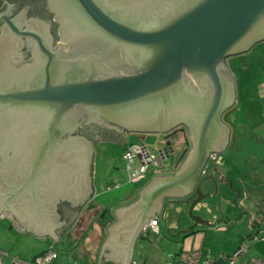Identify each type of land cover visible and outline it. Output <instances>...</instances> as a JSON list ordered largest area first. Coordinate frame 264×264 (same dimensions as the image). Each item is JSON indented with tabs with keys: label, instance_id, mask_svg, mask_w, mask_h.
Instances as JSON below:
<instances>
[{
	"label": "water",
	"instance_id": "obj_1",
	"mask_svg": "<svg viewBox=\"0 0 264 264\" xmlns=\"http://www.w3.org/2000/svg\"><path fill=\"white\" fill-rule=\"evenodd\" d=\"M68 1L78 16L70 24L56 6L64 41L85 38L84 46L73 50L53 49L38 33L8 22L16 35L36 40L42 58L0 65L5 73L0 75V110L34 111L25 114L26 127L18 134L0 136V211L11 210L23 231L48 234L53 241L54 229L60 227V233L70 224L57 210L60 200L82 207L94 188L79 177L70 186L65 175L34 182L45 158H66L50 151L60 143L65 147L62 135L85 116L104 117L138 133L184 126L189 148L176 171L153 175L138 198L113 209L116 221L106 227L96 264H130L149 215L163 213L170 220L187 213L194 224L205 222L192 214L205 196L199 178L209 156L232 142L227 121L235 86L226 60L264 40V0ZM9 115L3 121L13 129L19 116ZM85 144L81 140L74 147L80 164L89 159ZM28 147L35 152H23ZM27 155L34 161L27 180L8 183L12 171H24Z\"/></svg>",
	"mask_w": 264,
	"mask_h": 264
},
{
	"label": "rangeland",
	"instance_id": "obj_2",
	"mask_svg": "<svg viewBox=\"0 0 264 264\" xmlns=\"http://www.w3.org/2000/svg\"><path fill=\"white\" fill-rule=\"evenodd\" d=\"M226 62L228 63L230 71L233 73L236 101L229 114V120L232 126V142L220 155L223 156L225 166L228 165L233 167V171L236 173L243 168L244 170H250V168L258 166L257 161L260 157L258 156V152L264 148L262 142H256L255 136L253 135L255 134L254 130L251 128L253 122H255V124L263 123V112L261 113L263 101L260 99V92L258 91L264 84V40L256 43L243 54L227 58ZM127 143H143L147 145L149 149H157L162 147L165 141L161 135L155 133H132L123 144L112 142L98 145L93 163L94 186L97 191L95 201H99L106 205L108 210L104 214V209L97 206L95 202L94 205L96 208L94 206L92 207L91 204L86 205L78 217L79 222L76 221L77 224L75 223L72 228L74 237H78L82 229L89 226L90 222H93L94 217V224L97 226L103 219L107 217L110 218L109 208L112 207L115 201H121L123 198L127 199L129 194L135 191L138 184L124 181L125 163L122 159V153ZM188 148L189 144L187 143L186 145V143H184L183 136L177 134L172 140L173 151L168 155V158L163 161V166L174 160L175 156L177 158L182 157ZM184 149L186 150L182 151ZM149 178L150 175L139 184L145 183ZM201 179L199 180L200 183L203 181V179ZM113 180H120V186L104 190V187ZM216 199L217 197L214 195L213 188L211 197H203L192 210V214L199 216L202 220L212 221L211 225L204 226V228L206 227L204 246L209 250L208 252L211 258L216 257L222 251L232 254L235 248L238 247L235 246L238 235L236 229L239 223L229 216L226 218L222 214ZM92 211L93 213L91 216ZM175 219V225L171 226L167 225V219L164 216H159V226L162 234L158 237L163 235L162 238L169 239L168 242H165L166 239L164 240V238L160 240L159 238H154L149 232L147 233L148 237L152 240L155 239V243L164 245L163 248H165V246L178 247L179 243L174 239L180 236L179 240H181V235L187 230L185 226L187 223H193V221L187 213H183L175 217ZM88 232V237L85 239L84 243L76 248L75 254L82 253L85 248H96L98 243L96 232L98 231L95 232V230L89 229ZM0 238L1 247L10 249L9 255L12 257L15 256V254L20 255L18 258L24 262L29 261L28 259L30 256L45 245V242L35 237L21 236V239L17 240L15 233L7 227H0ZM243 243L249 248L246 255H252L253 250L250 249L249 243L245 241ZM244 259L243 256H238L237 264H244ZM59 264L80 263L78 260L73 261L71 257H68Z\"/></svg>",
	"mask_w": 264,
	"mask_h": 264
},
{
	"label": "crops",
	"instance_id": "obj_3",
	"mask_svg": "<svg viewBox=\"0 0 264 264\" xmlns=\"http://www.w3.org/2000/svg\"><path fill=\"white\" fill-rule=\"evenodd\" d=\"M258 92H260V99L263 101L262 110H261V113L263 112L262 113L263 116L261 115L263 123L255 124V122H253L251 124L252 126L251 128H253L254 130L255 134L253 135L255 136L256 142H262L264 147V84L259 88ZM235 101H236V90H235ZM235 101L231 106V108H233V106L235 105ZM230 110H229V114H230ZM227 122L228 125L231 127V132H232V126L230 120H228ZM231 137L232 134L230 135V138ZM230 144L231 142L229 140L223 152L230 146ZM221 153L217 154L215 159L207 161L203 169V173H202L203 176H200L199 178V180L201 178L203 179L202 183L199 182L200 190L202 191L203 194H205L204 197H211L214 188V195H216L217 197L216 200L218 202V206L222 214L226 218L229 216L239 223L236 229L238 235H237V243L235 247H237L240 244V239H242V241L249 243L250 249L253 250L252 255H264V235H263L264 234V148L258 152L259 154L258 156H260L257 161L258 166L252 167L250 168V170H244L243 168L242 170H239L236 173L233 171V167L228 165L225 166L223 156L220 155ZM177 160L178 158L174 157V160H172L170 163H166L167 165H164L162 168L158 170L160 172L158 171L157 173L154 172L155 174L153 172L150 173L149 174L150 178L153 175L173 174L178 167ZM164 167L165 170L163 169ZM145 183L138 184L139 186L138 185L136 186L135 191L133 193L131 192L127 199L123 198V200L121 201L118 200L115 201L112 207L109 208L110 218L107 217L103 219L102 221L99 222L100 224L98 226L94 224L95 220L93 221L92 227L90 229L95 230V232L98 231L96 232V236L98 237V243L96 245V248H85V250L79 254H75L74 251V253L68 257H71L73 261L78 260L80 264H84L85 261L87 262V264H96L101 244L108 234L106 227L109 226L112 222L116 221V216L113 209L123 205H127L136 198H138L139 195L138 191L144 186ZM93 188L94 191L91 197L84 203L82 207H85L86 205L89 204H91L92 207L93 206L95 207L94 205L95 202L97 206H100L102 209H104L103 212L105 214L108 208L103 203L99 201H95L97 197L96 196L97 191L95 186H93ZM105 189L106 186L104 187V190ZM166 206L167 204L164 203V208H166ZM176 206H178V204H175V207ZM161 215L163 216V213ZM159 216L160 215H158V213H155L156 218L153 217L152 215L148 216L147 222L150 219H154V218L158 220L157 222L158 232L155 233L148 230L145 235L142 233V235L136 238L133 244V252L130 259L131 260L130 264L132 262H135L137 264H166V262H169L170 260L176 258L177 254L183 250L199 248L203 251H209L204 246L205 231H206V227L204 228V226L211 225L212 221H205L203 223H195V224L187 223V225L185 226L187 230L184 231V233L181 235V240H179L180 236L174 239L177 243H179L178 247L165 246V248H163L164 245H161L160 243L158 244L155 243L154 242L155 239L153 240L150 239L147 234L149 232L152 234L154 238H159V240L164 238V237L162 238L163 235L158 237L160 234H162L161 228L159 226ZM175 221H176L175 217L170 220H167V225L174 226ZM70 223L71 225L69 224L68 226L62 225L63 230L60 233H57V230L60 229V227L54 229V233L57 236V238L53 241V239L48 234L37 236L29 231H23L22 229L24 227V224L14 215V213L11 210L7 209L0 211V225H1L0 227L2 228L7 227L9 230L13 231L17 237L16 238L17 240L21 239L22 236V237H35L36 239L45 242V245H43L39 251L37 252L35 251L28 260H32L37 254L45 250L48 247V245L58 241L59 238L65 232L72 229L75 224L72 226L73 222ZM190 226L193 227L189 229ZM88 235L89 232L87 233V236L84 238L82 243L85 242V239L88 237ZM254 236H260L263 239L260 241H256L254 239ZM164 240L165 242L169 241V239L167 238H164ZM1 246L2 245L0 238V249L6 251L7 253L10 252V249H4ZM221 253L224 252L222 251ZM15 256L19 257L20 255L15 254ZM68 257H66L65 259H67ZM98 264H114V263L109 260H104ZM244 264H245V259H244Z\"/></svg>",
	"mask_w": 264,
	"mask_h": 264
},
{
	"label": "flooded vegetation",
	"instance_id": "obj_4",
	"mask_svg": "<svg viewBox=\"0 0 264 264\" xmlns=\"http://www.w3.org/2000/svg\"><path fill=\"white\" fill-rule=\"evenodd\" d=\"M56 6L62 11L64 19H66L70 24L72 22H77V14L73 13L74 10L69 5L68 0H0V65H4V62H28L34 61L42 58V54L38 48L37 42L34 38L30 36H18L9 27L8 22H13L17 25L19 30H31L40 35L42 38V43L47 44L53 49L62 48L64 50H73L75 47L84 46L83 39L80 38L79 41H73L74 44H70L64 41L62 36L63 31V20L59 17ZM73 12H72V11ZM71 42V43H73ZM2 66H0V75L5 74L1 72ZM8 109V108H7ZM0 110V133L4 134H18L20 130L26 125V111L25 107L13 108ZM10 110V111H9ZM17 113L20 122L16 124L13 129L5 125L4 119L10 117L9 113ZM31 113V111H30ZM29 113V114H30ZM34 111H32L33 115ZM36 121L38 118L35 116L32 118ZM26 127V126H25ZM8 129V130H7ZM7 131L9 133H7ZM11 132V133H10ZM132 133H138L136 131H128L125 127L117 124L116 122L109 121L104 117L91 118L85 116L81 118L74 128L70 129L68 132L62 135V140L66 142V146L63 143L58 144L54 151L51 153H65L66 158L61 159L60 156L48 157L42 161V165L39 167L35 183H49L50 179L55 176H64L68 179V184L71 186L74 184L76 177H79L80 183L84 185L94 186V156L98 145L103 143H120L123 144L128 140V137ZM181 134L184 139V143L189 144L187 138V130L184 126H177L166 133L159 134L163 137L165 144L163 147L168 155L173 151L172 140L177 135ZM3 139V138H2ZM84 140L89 145H84L85 152L89 155V159L80 164L75 158V153L77 150L75 144L79 145L80 141ZM169 142L168 145L166 143ZM84 144V143H83ZM35 145V144H34ZM30 146V145H29ZM71 146V148H69ZM32 147V145H31ZM64 147V148H62ZM186 149L182 150L185 151ZM53 151V152H52ZM188 151V150H187ZM187 151L184 153L186 154ZM23 152L32 153L35 152L33 148H27ZM13 150L8 149V155H11ZM185 154H183L185 156ZM178 158V165L184 156ZM2 155L0 154V163L2 162ZM176 157V156H175ZM209 160V159H208ZM24 171L21 173H15L12 171L10 176L7 178L8 183H19L24 182L28 178L29 168L33 165L34 161L32 156H26L24 160ZM58 178V177H57ZM192 197H196L193 194ZM84 207L72 206L66 201H61L57 205V210L62 214V216L68 221L73 222L72 226L75 224L77 218L82 213ZM71 225V223H70Z\"/></svg>",
	"mask_w": 264,
	"mask_h": 264
},
{
	"label": "built area",
	"instance_id": "obj_5",
	"mask_svg": "<svg viewBox=\"0 0 264 264\" xmlns=\"http://www.w3.org/2000/svg\"><path fill=\"white\" fill-rule=\"evenodd\" d=\"M217 154H211L209 160L216 158ZM122 159L125 163L124 181L139 184L147 178L149 173L157 172L163 161L167 159V153L164 147L157 149H149L143 143H127L122 153ZM120 180H113L106 186V189L119 187ZM157 219H150L143 227V234L148 230L157 233ZM256 241L263 238L254 236ZM241 241L232 254L220 253L216 257L211 258L208 251L199 248L183 250L177 254L176 258L167 262V264H237L238 256L245 258V264H264V255L247 256V246ZM57 257V253L52 245L37 254L32 260L27 262L21 261L16 256H10L9 253L0 249V264H52ZM173 258V257H172ZM131 264H137L132 262Z\"/></svg>",
	"mask_w": 264,
	"mask_h": 264
},
{
	"label": "trees",
	"instance_id": "obj_6",
	"mask_svg": "<svg viewBox=\"0 0 264 264\" xmlns=\"http://www.w3.org/2000/svg\"><path fill=\"white\" fill-rule=\"evenodd\" d=\"M165 170V167L163 168ZM93 211L91 212L92 216ZM89 215V214H88ZM90 216V217H91ZM95 220V217H94ZM93 220V221H94ZM79 222V219L77 220ZM77 224V223H76ZM93 222H90L89 226L82 229L80 235L78 237H74L72 229L65 232L58 241L51 243L52 247L55 249L57 253V257L53 260L52 264H57L66 257L72 255L75 249L82 243L84 238L87 236L89 229L92 227ZM146 233H144L145 235ZM242 239H240V242ZM84 264H87L85 261Z\"/></svg>",
	"mask_w": 264,
	"mask_h": 264
},
{
	"label": "bare ground",
	"instance_id": "obj_7",
	"mask_svg": "<svg viewBox=\"0 0 264 264\" xmlns=\"http://www.w3.org/2000/svg\"><path fill=\"white\" fill-rule=\"evenodd\" d=\"M148 181V180H147Z\"/></svg>",
	"mask_w": 264,
	"mask_h": 264
}]
</instances>
